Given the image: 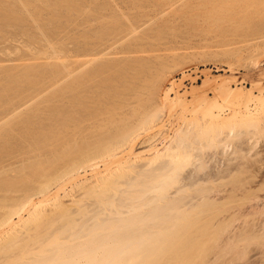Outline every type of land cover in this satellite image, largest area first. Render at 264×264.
<instances>
[{
  "label": "bare ground",
  "instance_id": "obj_1",
  "mask_svg": "<svg viewBox=\"0 0 264 264\" xmlns=\"http://www.w3.org/2000/svg\"><path fill=\"white\" fill-rule=\"evenodd\" d=\"M88 1L65 2L66 66L0 74V118L7 116L0 120V264H185L196 254L203 264L228 254L264 264V91H232L223 79L213 87L220 102L205 91L168 96L181 81L171 77L165 87L168 64L182 58L177 47L141 31L142 14ZM4 3L1 26L22 23L23 14ZM166 50L179 57L167 64ZM60 74L66 82L45 106L21 116L27 91ZM242 198L248 212L230 209Z\"/></svg>",
  "mask_w": 264,
  "mask_h": 264
},
{
  "label": "rangeland",
  "instance_id": "obj_2",
  "mask_svg": "<svg viewBox=\"0 0 264 264\" xmlns=\"http://www.w3.org/2000/svg\"><path fill=\"white\" fill-rule=\"evenodd\" d=\"M0 1H2V3H4V1L7 2L9 5H12L13 7H15L16 10H19V12H21L23 14L22 15V23H20V24L8 22V24H6V25L4 24V26L2 27L1 25H3V24L0 23V34H1L0 35V74L3 73L2 71L5 72L8 69L10 71L16 70V72L18 74L20 72H21L20 74H22V71H23V69L26 68L25 67L26 65L27 66L30 65L32 67H36L38 65L40 67V64H41V66L45 65L49 68L50 67L51 68H56V67L57 68L58 67L63 68V66H60L61 64L66 66L65 61H66V38H67L66 19L67 18H66V10H65L66 9V3L65 2L71 1V0H56V1H60L56 11H54L52 9V6L55 5V3H53L55 0H43L41 2H40V0H38V1L37 0H34V1L30 0L31 6L30 5H29L30 7L28 6V10L24 7L26 9L25 10L23 8V6H21V4H18L20 2H17V0H15V1L14 0H0ZM75 1H81V0H75ZM61 2H63V4ZM88 2H94L93 5L90 6L91 8L92 7L93 8L94 7L100 8L101 7V8L106 9V12L107 11H114L115 13H118V14H121V12L122 13L124 12L125 14H127L131 11L129 13L131 15H133V14L134 15L135 14L141 15L142 14L141 19H143L142 21H144L145 24L142 21L140 22V28L139 29L141 31L143 28H145V30L147 32H148V30H149V32L150 31H154L155 33L159 32V33H161L160 35L162 37L164 36L163 39L166 38V40H164L165 43L163 44V47H168L169 50H170V47L172 48V45H173V48L177 47L175 49V52H177V53H175V54H177V55L180 54V56L182 58H178L179 56H175L178 59H173L171 61V60H169V58H171V59L175 58V57H173L174 52L172 50H171L172 52L171 51L167 52V50H166V53L164 52L165 54H167V53L169 54V52H171L172 57H171V55H169L167 60H166V63L168 64L169 61H171L168 64V66L171 63H172L171 65L174 66V67L173 66L168 67V70L170 72L168 75H171V76L167 75L168 79H166L167 84L165 82V87L168 88L170 81H174L175 82L174 84H176V83L178 84V82L181 80L180 81L181 83L179 82V84H178L179 86L175 87L176 85H174L173 91H170L168 93V96L173 97L172 94H174L177 91V93L179 95H183L185 93V97L187 99H190V97H192L193 94L198 95V93L200 94L202 91H205L208 94L209 98L212 99L215 97L216 100L219 99L217 102H220L221 99H220V97H218V95H215L216 91H214V90H215V88H217L219 86V84L222 83L223 79H224L223 82H225L226 85H227V83L230 82V84H228L227 86H229L230 89L232 88L231 89L232 91H235V90L242 91V89H243L242 92H244V93L245 92H248V93L251 92L254 95L258 94L259 89H262V91H264V9H263L264 8L263 7L264 6V0H203V2H202V0H145V1L144 0H138V1L137 0H123V1L122 0H112V1L111 0H90ZM204 2L205 3L207 2L205 4L206 6L204 5ZM7 3H4V4L8 5ZM52 3H53V5H52ZM133 3H134V5H132ZM208 4L210 7L207 6ZM32 5H34V6H32ZM147 5H149V6H147ZM61 6H63V8ZM115 6H116V8H115ZM44 10H45V12H44ZM132 10H133V12H132ZM157 10H158V12H157ZM26 11H27V13H26ZM25 13H26V15H25ZM29 13H31V14H29ZM146 16H148V17L146 18ZM35 17H37V18H35ZM172 18H173V20H172ZM36 20L39 22L35 23L34 21H36ZM48 21H49V23H47ZM167 21H169V22L167 23ZM32 23H34V24H32ZM37 24H38V26H37ZM142 24H144V26L141 27ZM23 29H25V30H23ZM164 29H166V30H164ZM140 30H138L139 33L141 32ZM146 31H143L142 33L146 34L147 33ZM51 32H52V34H51ZM154 32H150L149 34L148 33L147 34L148 35H150L151 33L154 34ZM41 33H43V35ZM171 35H172V37H171ZM167 40H169V41H167ZM175 41H177V42H175ZM166 42L169 43V45L167 44L168 46H164L166 44ZM186 44H187V47H186ZM226 45H228V46H226ZM58 58H61V59L58 60ZM61 61H62V63H61ZM40 62H42V63H40ZM177 62H178V64H177ZM43 63H45V64H43ZM55 63H57V64H55ZM33 64H34V66H33ZM48 64H51L53 66H51V65L49 66ZM20 66H22V67H20ZM12 67L15 69H12ZM19 67H20V69H19V71H17V68H19ZM173 69H174V71H173ZM173 73H174V75H173ZM57 76H56L57 79L59 78L57 81L54 80L56 78L50 79L48 77L42 78L43 79L42 81L40 79L39 84H37V86L38 85L39 86L35 90L31 91V93L33 92L32 93L33 95L30 94L29 91H27L29 97L26 96L27 100H26V98H23L24 100H26L25 101L26 103H24L26 106L22 103V101H24V100H21L20 103H22L25 107L21 106L22 104H19V102L17 100L19 106H21L20 109L23 112L19 108H17L18 110H16V111H18V112L21 111V116H22L23 114H25L26 112L31 110L33 107H35V105L36 106L40 105V104L37 105V103H41L42 101L45 102L44 100L47 99V96L50 97L49 95H51V93H54L56 91L55 89L58 88L57 84L60 83L59 85H61L64 82H66V81H64L66 79L65 74H63V75L60 74L61 77L59 75H57ZM63 78H65V79H63ZM170 78H171V80H170ZM52 80L55 81L54 83H56V86L53 82H52V84H51V82H49ZM47 81H48V83H47ZM168 81H169V83H168ZM206 82L209 85L210 84L212 85V86L210 85V88H208V89L206 88V86H209V85H207ZM40 83H44V84L40 85ZM45 83H46V86H45ZM43 86H45L46 88H44ZM214 86H216V87L213 88ZM40 87H42V88H41V90L38 91V89H40ZM202 87H204L203 89H205V90H198V89H202ZM209 89H211V92H213L214 94H212ZM191 90H194V91L191 92ZM195 92H197V93H195ZM26 95H27V93H26ZM212 95H215V96L212 97ZM34 96L37 98L35 99ZM56 100L57 99H54L53 101H56ZM231 100H233L232 97H230L228 100L229 102H227V109H229V110L231 108H233V107H231V108H229V107H230V105L234 106L235 99H234V101H231ZM15 102H14V105H17V104H15ZM57 102L56 103L54 102L55 105L58 104L60 106L62 103V102H59V99ZM42 103L39 106L41 108L45 106V104H42ZM62 104H64V103H62ZM42 105H44V106H42ZM61 107H62V105H61ZM1 110L2 109H0V111ZM5 116H3V117H5ZM3 117H2V119H3ZM2 119L0 118V120H2ZM243 127H241V128H243ZM245 128H247L249 130L250 127L248 128L246 126ZM251 131H252V134L254 133L253 135L255 138L252 137L254 140L257 139V137H258V139L260 138V136H257V133H255L253 131L252 127L250 128V132ZM261 138L258 140L259 143H260ZM263 140L264 139L262 138V142L264 143ZM257 147H259V146H257ZM10 174H15V173L11 172ZM63 180L61 178L58 180V182L59 181L61 182ZM54 186H55V184L50 186V188L52 187V190L50 189L51 190L50 193L53 192ZM64 188H65L64 191H66V181L64 184ZM263 193L264 192L260 191L259 195H261V197H263L264 196ZM242 197H244V196H242ZM39 198H41L40 195L34 196V199H36V200H38ZM244 200L245 199H243V198L241 199V201L243 203L241 201H238L239 204H237V201H235L233 203L231 202L232 204L229 203L230 209H231V205H232V207H234L233 205H236V206L243 205L244 206V204H245ZM240 202L242 204H240ZM247 203L252 204L253 202L248 201V202H246V204ZM248 205L246 207L244 206V208L240 207V210L243 211L245 209L244 211L247 210L246 212H248L249 211ZM233 209L234 208H232V210ZM246 220H249V218H247ZM204 244L205 245L208 244L210 246L211 243L208 242L206 244V242H205ZM205 248H203V250ZM251 248H253V246L249 247V250H250L248 252L249 256L248 255L247 256L250 259H252L253 257L256 258L255 252L257 253V251H255L256 250L255 247L253 248L254 250ZM204 252H205V250H204ZM206 252L209 253L208 256L206 255L207 259H209L210 256L212 257L211 252H208V251H206ZM199 256H201V255H197V254L194 255L193 259H188L187 261H185V264H188V261L191 262V260L193 261V264H194L195 260L197 261V263L200 262L199 264H201L202 262H205V261H203L204 257H202V260H200L201 257H199ZM228 256L231 258V260L233 259L234 261L233 260L231 261ZM224 257L225 258L228 257V259H226V261H225ZM224 257H223V259L220 258L221 259V260H219V261H221L220 264H226L224 262H227V264H228L229 261L232 262L231 264H236L237 260L235 261V259L238 258V257L232 258L230 254H228L227 256L225 255ZM238 260L240 262L243 259L238 258ZM222 261H223V263H222ZM250 263L251 262H249V264ZM237 264H239V263H237ZM240 264H244V263H242V261H241Z\"/></svg>",
  "mask_w": 264,
  "mask_h": 264
}]
</instances>
